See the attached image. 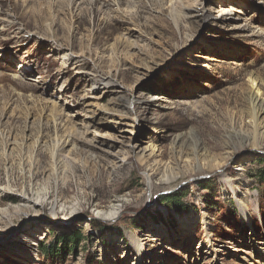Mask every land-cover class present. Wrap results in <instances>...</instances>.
Returning <instances> with one entry per match:
<instances>
[{"label":"rangeland","instance_id":"374dc122","mask_svg":"<svg viewBox=\"0 0 264 264\" xmlns=\"http://www.w3.org/2000/svg\"><path fill=\"white\" fill-rule=\"evenodd\" d=\"M228 4L243 14L217 16ZM183 6L209 17L176 24ZM52 155L65 182L50 179V195L75 198L78 213H9L0 264H131V235L139 264H264V184L252 175L264 159V0H0V185L13 189L0 209L45 182ZM165 166L180 176L160 182ZM123 198L113 221L94 216ZM78 232L74 248L43 253Z\"/></svg>","mask_w":264,"mask_h":264},{"label":"bare ground","instance_id":"6f19581e","mask_svg":"<svg viewBox=\"0 0 264 264\" xmlns=\"http://www.w3.org/2000/svg\"><path fill=\"white\" fill-rule=\"evenodd\" d=\"M175 7V5H173ZM235 13H239V14H243V11H241L240 9H237L235 7V5L233 4H228L226 6H222L220 7V9L217 12V16L219 15L220 18L223 19H230L234 20L235 17L233 18V15ZM196 17H201L203 19L208 18L209 14H206V12L204 11L203 8H199L196 6H183L181 10H178L176 12V24L178 21L182 20L183 18H196ZM239 18V17H237ZM233 27L236 28H240V29H244V30H249V26L246 23H240L238 20L237 21H232L231 22ZM189 37V36H188ZM209 64L203 65V67H208ZM113 74H108L105 77V82L104 83H109V82H113ZM251 84L255 85L254 80H251ZM253 92H252V104L254 106H260V94L258 92V88L255 85L254 86ZM146 102H151L152 104H155L157 106L163 107L164 106V100L161 98H151V99H147L145 100ZM76 135V133H75ZM67 147L70 148H74L75 144L73 142L67 141L66 144ZM13 148V147H12ZM69 148V149H70ZM69 149L67 150L69 152ZM56 153V152H54ZM53 153V154H54ZM154 154V149L151 147H144L143 149H141L139 151V153L137 154V157L140 161L142 162H146L148 158H150L151 156L153 157ZM54 164H52V170H48L45 172L46 176H45V182L39 187H32V188H28V190L21 188L19 191H17V195L20 197V202H18V204H14L12 206H10L12 208V210H8V207L5 208H1L0 209V220L2 218H8L10 217L9 213L12 214L13 213H20V212H29L31 214L30 219H35L36 215L42 210V209H47L49 210V212L51 214H56L58 212L60 213H66V216L69 218L70 216H75L78 213V207H79V201H77L75 198L73 199H65L63 201H56L55 199H53V196L50 195V191H49V181L50 179H52L54 181V185L55 188H57V183L59 182V180L63 182H65V179L61 176L59 177V173L56 171L58 169H62L65 165H63L62 163H60L61 161H55V157L54 155H52ZM205 158V157H204ZM58 165V166H57ZM215 166V165H213ZM212 166V167H213ZM30 167V166H29ZM54 167V168H53ZM203 167H204V163H203ZM202 165L198 167V169L203 168ZM211 167V168H212ZM50 168V167H49ZM171 167H167L165 166V168L163 169L162 173H161V178H160V182H170L172 180H174L179 173L178 172H170ZM240 167H236V169H238ZM22 169V167H21ZM240 170V169H239ZM180 176V175H179ZM147 179V185L150 188L151 186V181H150V177L149 175L146 176ZM225 181L230 182V179H227L226 177L224 178ZM39 186V185H38ZM57 190V189H56ZM231 197L234 198V200L236 201V205L240 211L241 214L245 215L247 214L246 211L247 209V205L246 200H244L246 198L243 197L242 195H244L243 192H240L238 190V188L235 185H231ZM238 191L241 193V196L238 194ZM5 192H13V189L11 188V185L7 182V184L1 186L0 185V194L1 193H5ZM65 198V197H64ZM125 198L123 199H117L114 202H111L108 204V206L106 208H94L93 212H94V216L104 220V221H113L121 212L122 209V201L124 202ZM10 209V208H9ZM188 218V217H187ZM185 218L182 220L181 224L184 228V234L187 236L190 232V227H189V220ZM18 226V225H17ZM131 239H134L131 243L132 248H134L135 252L138 253L135 257L136 261L134 263L131 264H139V256H140V249L142 248V243L140 242V240L138 238H135L134 236H130ZM31 244L33 242H30ZM211 245V243H210Z\"/></svg>","mask_w":264,"mask_h":264},{"label":"trees","instance_id":"16d2710c","mask_svg":"<svg viewBox=\"0 0 264 264\" xmlns=\"http://www.w3.org/2000/svg\"><path fill=\"white\" fill-rule=\"evenodd\" d=\"M258 165L256 168L252 169L254 179L259 184H264V159L259 158ZM84 236L80 232L77 234H73L72 236L64 235L61 238H56L52 242L44 245L43 253L46 255H58L62 253V251L70 250V248H74L80 240L84 239Z\"/></svg>","mask_w":264,"mask_h":264}]
</instances>
